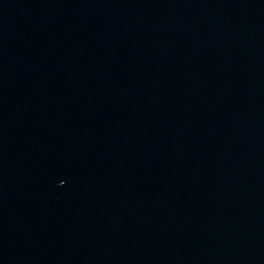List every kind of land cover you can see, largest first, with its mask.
I'll list each match as a JSON object with an SVG mask.
<instances>
[{"label": "water", "instance_id": "water-1", "mask_svg": "<svg viewBox=\"0 0 264 264\" xmlns=\"http://www.w3.org/2000/svg\"><path fill=\"white\" fill-rule=\"evenodd\" d=\"M0 264H264V0H0Z\"/></svg>", "mask_w": 264, "mask_h": 264}]
</instances>
